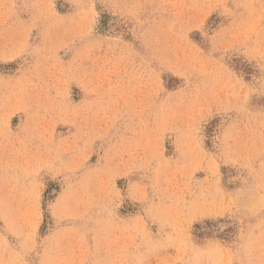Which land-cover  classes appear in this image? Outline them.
<instances>
[{"label": "rangeland", "instance_id": "obj_1", "mask_svg": "<svg viewBox=\"0 0 264 264\" xmlns=\"http://www.w3.org/2000/svg\"><path fill=\"white\" fill-rule=\"evenodd\" d=\"M0 264H264V0H0Z\"/></svg>", "mask_w": 264, "mask_h": 264}, {"label": "bare ground", "instance_id": "obj_2", "mask_svg": "<svg viewBox=\"0 0 264 264\" xmlns=\"http://www.w3.org/2000/svg\"><path fill=\"white\" fill-rule=\"evenodd\" d=\"M219 93V92H218Z\"/></svg>", "mask_w": 264, "mask_h": 264}]
</instances>
